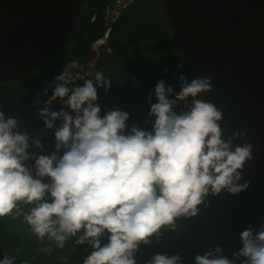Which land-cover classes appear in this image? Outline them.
Returning a JSON list of instances; mask_svg holds the SVG:
<instances>
[{
    "label": "clouds",
    "instance_id": "obj_1",
    "mask_svg": "<svg viewBox=\"0 0 264 264\" xmlns=\"http://www.w3.org/2000/svg\"><path fill=\"white\" fill-rule=\"evenodd\" d=\"M88 75L73 59L55 77L45 104L59 98L67 110L40 109L46 128L61 121L49 154L29 151L30 137L17 130L18 119L0 110V217L18 211L20 203L32 205L24 220L38 240L47 237L63 247L75 236L76 244L93 249L83 264H136L140 243H149L163 226H174L177 217L195 216L210 193L236 194L248 187L247 180L239 181L252 145L235 143L243 132L226 135L222 109L205 98L209 77L189 80L181 74L176 92L157 81L147 97L156 98L148 111L151 127L128 128L127 111L114 108L101 115L97 89L107 91L109 81L101 71ZM31 145L43 148L39 139ZM239 240L232 256L243 257L240 264H264V224L256 231L244 228ZM16 260L4 253L0 264ZM180 260L179 254L158 252L146 264ZM194 264H236V259L216 245L196 255Z\"/></svg>",
    "mask_w": 264,
    "mask_h": 264
},
{
    "label": "water",
    "instance_id": "obj_2",
    "mask_svg": "<svg viewBox=\"0 0 264 264\" xmlns=\"http://www.w3.org/2000/svg\"><path fill=\"white\" fill-rule=\"evenodd\" d=\"M197 74L209 77L208 98L222 109L226 135L252 145L240 183L170 243L180 264L220 245L222 255L241 247L239 233L254 230V205L264 196V0H160ZM81 0H0V82L37 69L71 34Z\"/></svg>",
    "mask_w": 264,
    "mask_h": 264
},
{
    "label": "trees",
    "instance_id": "obj_3",
    "mask_svg": "<svg viewBox=\"0 0 264 264\" xmlns=\"http://www.w3.org/2000/svg\"><path fill=\"white\" fill-rule=\"evenodd\" d=\"M111 1L81 0V10L74 29L52 55L37 69L0 82V110L5 116L11 115L18 119L17 130L26 132L30 137L29 151L42 154L54 151V131L61 121L57 119L52 129L46 128L40 109L47 106L50 111H59L62 107L67 110L59 98L51 105H46L45 101L52 94L55 77L70 60L80 62L83 71L89 73L86 78H93L92 74L96 71L103 73L109 81V87L107 91L103 86L97 89L96 103L101 108V115L114 108L127 111L128 128L134 124L141 128L151 127L152 118L148 116V111L150 103H155L156 98L152 95L149 101L147 97L154 93L157 81L163 80L176 92L179 91L181 74L189 80L198 75L160 0L136 1L124 9L109 32L107 47L110 51L103 47L96 57L90 44L104 32L102 12ZM93 14L95 19L90 21ZM205 98H208L207 94ZM33 139H39L43 148L37 149L31 145ZM226 193H210L196 215ZM30 207L32 205L20 203L18 211L0 217V258L7 253L17 257L15 264L24 261L27 264H83V260L93 250L91 246L87 243L76 244L75 236H69L63 247H57L56 242L47 237L38 240L24 220ZM196 215L177 217L174 226H163L159 234L149 237V243H140L134 253L136 264H146L155 253L167 252L172 240ZM253 215L256 231L264 224V196L254 205ZM80 234L82 232L77 235ZM102 242L106 240L102 239ZM243 259L236 258V264H240Z\"/></svg>",
    "mask_w": 264,
    "mask_h": 264
},
{
    "label": "built area",
    "instance_id": "obj_4",
    "mask_svg": "<svg viewBox=\"0 0 264 264\" xmlns=\"http://www.w3.org/2000/svg\"><path fill=\"white\" fill-rule=\"evenodd\" d=\"M136 1L142 0H112L110 3H107L104 6L102 12V22L105 27L104 32L100 37L94 39L90 44L91 50L94 52L96 57L103 47H106V50L110 51V48L107 47V39L112 26L118 20L122 11ZM94 19L95 14L91 16L90 21H94Z\"/></svg>",
    "mask_w": 264,
    "mask_h": 264
}]
</instances>
